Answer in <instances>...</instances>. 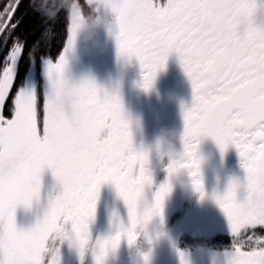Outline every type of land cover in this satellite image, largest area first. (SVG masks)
Segmentation results:
<instances>
[{"label": "snow or ice", "instance_id": "obj_1", "mask_svg": "<svg viewBox=\"0 0 264 264\" xmlns=\"http://www.w3.org/2000/svg\"><path fill=\"white\" fill-rule=\"evenodd\" d=\"M80 3L87 6V0ZM20 7L21 0H8L0 10V36L11 37L12 42L0 70V227L8 229L7 264H41L39 241L57 216L72 214L76 230L86 231L100 185L111 181L123 189L127 180L122 173L133 159L145 158L132 147L130 121L117 90L102 91L91 78L82 79L74 90L78 101L68 110H58L55 101L63 69L68 52L75 50L74 33L80 26L67 3L29 0L28 11L44 19L43 39L51 42L62 20L66 31L55 57L39 53V41L33 42L36 50L27 46L29 56L39 55L45 65L43 98L35 88L20 86L13 91L16 65L26 47L25 37L14 31L23 23V17L17 18ZM256 8V0H108L105 5L116 22L118 54L139 61L145 90L152 87L169 54H179L193 88L192 106L184 110L185 146L212 137L222 154L230 145L239 152L246 172L243 184L236 178L223 193H212L233 236L229 264H264V28L253 23ZM70 11L73 19L67 20ZM13 92L6 114L5 104ZM90 106L96 110L87 115V126L95 132L107 119L114 132L110 142L97 138L88 151L76 154L74 109L86 111ZM13 157L20 166L5 174L3 164ZM48 167L60 190L50 193L34 227L19 229L17 206L33 203L41 173ZM241 188L246 193L242 199ZM181 259L186 264L183 253ZM97 264H102L100 257Z\"/></svg>", "mask_w": 264, "mask_h": 264}, {"label": "flooded vegetation", "instance_id": "obj_2", "mask_svg": "<svg viewBox=\"0 0 264 264\" xmlns=\"http://www.w3.org/2000/svg\"><path fill=\"white\" fill-rule=\"evenodd\" d=\"M157 2L166 3L167 0ZM87 3L85 10L73 9L75 22L80 26L74 33L75 52L69 57L71 78L77 83L91 78L98 89L119 92L124 115L130 121L132 147L136 152H140L142 143L150 145L165 133L184 132V110L192 106L193 88L179 54L175 51L169 54L152 87L145 90L141 86L143 77L139 61L118 54L114 17L105 8L97 11L96 5L88 0ZM256 4L253 23L264 28V0H256ZM69 29L71 31V24ZM33 65L31 85L36 90L35 84L39 81L35 77L36 64ZM41 80L39 92L43 98L45 79L42 77ZM11 95L13 93L5 104L6 114ZM95 110V106L86 111L74 109L73 118L78 122L76 131L79 133L73 146L76 154L88 151L97 138L101 143L110 142L112 138L113 125L107 119L95 132L87 126V115ZM200 151L207 158L203 166V199L197 198L199 194L191 190L184 182L185 178L175 179L169 189L168 172L155 154L150 164L137 157L122 173L127 180L123 189L111 181L100 185L86 231L76 230L72 214L65 212L57 216L53 227L39 241L41 264H97L98 257L104 264L103 250L110 252L113 242L119 244L118 254H110L105 264H143L137 248L150 252L148 264H182L181 253H185L184 261L189 264H229L234 249L233 236L228 217L212 193L214 190L223 193L229 178H237L243 184L246 172L233 145L222 155L214 139L204 137ZM60 187L51 167L45 168L33 203L17 206V227L23 230L34 227L48 206L50 193L55 194ZM238 195L241 199L246 195L243 188ZM0 228L3 229L1 240L5 248L7 225ZM243 243L252 241L243 240ZM32 250L31 247L28 249L29 252Z\"/></svg>", "mask_w": 264, "mask_h": 264}, {"label": "clouds", "instance_id": "obj_3", "mask_svg": "<svg viewBox=\"0 0 264 264\" xmlns=\"http://www.w3.org/2000/svg\"><path fill=\"white\" fill-rule=\"evenodd\" d=\"M74 52L75 50H70L67 54L65 67L63 69L62 85L55 101L56 106L60 111L70 109L73 105V101L77 98V95L74 91L77 81L71 78L68 71L69 57H71ZM71 126L75 130L78 127V122L74 118L71 121ZM201 139L195 142L191 147H186L184 142V132L177 134L175 131H173L171 133H165L164 135L157 137V139L150 145L142 143L139 150L143 153L146 164L151 163V157L153 154H155V156L163 162V165L168 172L166 182L169 185V189L171 188V184L175 179L185 178L184 182L194 193L199 194L197 198L203 199L205 192V175L203 166L207 162V158L200 151ZM19 164L20 160L15 157L6 160L3 164V172L5 174L12 172L19 166ZM218 179L219 177H217V180ZM233 179L236 178H229V181ZM37 203H39L38 198ZM2 236L3 229L0 228V237ZM103 251L105 264V260L110 254H118V242H113L110 252L106 249ZM137 253L142 258L143 264H148L150 252L140 251V249L137 248ZM4 255V247L0 246V260H3ZM183 256H185V253H183ZM185 262L186 264H189L187 260Z\"/></svg>", "mask_w": 264, "mask_h": 264}, {"label": "trees", "instance_id": "obj_4", "mask_svg": "<svg viewBox=\"0 0 264 264\" xmlns=\"http://www.w3.org/2000/svg\"><path fill=\"white\" fill-rule=\"evenodd\" d=\"M61 3H67L69 8L73 10L75 7L85 10L87 6L81 5L80 0H60ZM8 3V0L0 1V10ZM29 0H22L21 7L17 10V18L23 17V23L18 25L14 30L15 33L22 35L26 39L25 52L20 56L17 63V74L16 82L13 85V91L15 92L17 87L23 86L26 83V79L31 71L33 63L39 65L42 62L40 56L30 57L28 53V45H31L33 50H36L37 45L33 42L39 41V53L47 54L52 57H55L56 53L61 48L64 42L65 34V24L66 21H61L57 25V36L51 41L43 39V34L47 31L43 17L33 14L28 11ZM88 5V3H87ZM72 12L70 11L66 17L67 20H70ZM46 15L52 16L55 15L54 12H46ZM9 31H13L9 29ZM12 46L11 37H1L0 38V70H2L5 62V57L8 54V50ZM37 73L35 74L36 79L39 81V84H35L36 92L41 91V76H38L39 66L35 67ZM13 92V94H14ZM41 98V92L37 93Z\"/></svg>", "mask_w": 264, "mask_h": 264}, {"label": "rangeland", "instance_id": "obj_5", "mask_svg": "<svg viewBox=\"0 0 264 264\" xmlns=\"http://www.w3.org/2000/svg\"><path fill=\"white\" fill-rule=\"evenodd\" d=\"M88 2L91 3V4H93V5H96L95 8H97V11H101V8H105V5L108 3V0H88ZM72 19H73V16H72ZM37 66H39L38 76H42L45 79V86H46L45 65H44L43 62H40L39 65H35V67H37ZM35 71L37 73V70L36 69H35ZM16 72H17V65H16V69H15V76L17 74ZM33 75H34V73H33V66H32L31 71H30V73H29V75H28V77L26 79V83L24 85V87L26 89L32 88L31 82L33 80ZM1 238L2 237H0V246H2V240H1ZM0 264H7L6 254L4 255L3 260H0Z\"/></svg>", "mask_w": 264, "mask_h": 264}, {"label": "water", "instance_id": "obj_6", "mask_svg": "<svg viewBox=\"0 0 264 264\" xmlns=\"http://www.w3.org/2000/svg\"><path fill=\"white\" fill-rule=\"evenodd\" d=\"M1 1V0H0ZM22 1V0H21ZM2 36H0V38H1Z\"/></svg>", "mask_w": 264, "mask_h": 264}]
</instances>
